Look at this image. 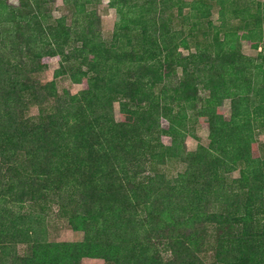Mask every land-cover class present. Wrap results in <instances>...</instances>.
<instances>
[{
    "label": "trees",
    "instance_id": "16d2710c",
    "mask_svg": "<svg viewBox=\"0 0 264 264\" xmlns=\"http://www.w3.org/2000/svg\"><path fill=\"white\" fill-rule=\"evenodd\" d=\"M18 1L0 0V264H264V1L108 0L109 41L102 0H61L70 24ZM195 123L209 145L188 151ZM53 204L82 241L47 240Z\"/></svg>",
    "mask_w": 264,
    "mask_h": 264
},
{
    "label": "rangeland",
    "instance_id": "374dc122",
    "mask_svg": "<svg viewBox=\"0 0 264 264\" xmlns=\"http://www.w3.org/2000/svg\"><path fill=\"white\" fill-rule=\"evenodd\" d=\"M191 1V0H187ZM264 1V0H262ZM9 3L12 5L18 6V0H9ZM108 0H102L100 4L95 6L97 8V12L100 16L101 21V31L103 34L104 39L110 40L112 37V33L114 31V22H115V10L110 8ZM50 10L52 11L53 17L58 19L62 16H68V23H71V16L69 15V10L65 7L61 0H57L53 5L50 6ZM211 20L214 24L219 25V16H218V7H214L212 10ZM243 52L246 55L251 57H255L259 51H255L250 47L248 42H243ZM192 52L194 49L191 50ZM47 67L41 71L40 73L36 74V78L42 82L47 83L54 79V72L58 69L59 64L56 58L47 59ZM178 73H181L180 69ZM56 81L57 90L59 94L64 93V91H69L72 94H77L80 91L86 89V85H78L73 84L68 78L63 77L59 78ZM163 87L160 86L158 89V93L161 92ZM201 96L205 97L206 92H202ZM225 116L228 118L230 116V105L229 102L225 103L224 107ZM114 113L115 119L117 121L120 120V111H119V104H114ZM38 114L37 107L30 108V112H28V116H34ZM162 125L164 128H168V123L166 120H162ZM192 132L194 136H189L186 140V148L188 151H194L197 149L199 144L208 146L209 145V129L206 124L195 123L192 125ZM163 142L166 145L171 144V140L168 137H163ZM258 143L260 154L264 155V134L258 136ZM184 170V165L176 160H173L168 163V165L161 167V172L166 174L168 179H173L176 175ZM232 177H239V173L236 172L232 174ZM11 206V204H9ZM12 208L15 210L17 207L12 205ZM26 211H30L31 209H24ZM47 214V221H46V228H47V240L50 242H76L82 241L84 238V234L82 232H75L73 231L67 222V219L62 212L59 210L57 205H52L51 209L46 212ZM18 252L20 254H24L27 251V247L24 245L17 246ZM211 255L208 256V260H210ZM81 264H107L103 260H94V259H84Z\"/></svg>",
    "mask_w": 264,
    "mask_h": 264
}]
</instances>
